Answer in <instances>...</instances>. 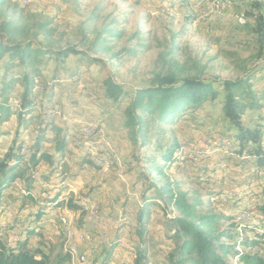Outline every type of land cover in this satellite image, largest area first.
I'll return each instance as SVG.
<instances>
[{"label":"rangeland","instance_id":"rangeland-1","mask_svg":"<svg viewBox=\"0 0 264 264\" xmlns=\"http://www.w3.org/2000/svg\"><path fill=\"white\" fill-rule=\"evenodd\" d=\"M4 11L18 25L52 20L50 36L41 33L35 37L38 29L29 30L27 39L35 47L58 51L71 46L82 53L65 59L43 55L34 94L46 109L44 119L53 120L61 129L57 138L48 130L42 142L41 150L50 152L54 165L43 163L34 169L22 162V174L32 176L28 182L32 185L23 182L24 176L5 190L0 201V247L45 254L51 264H78L73 262L71 247L86 256L83 264H137L143 247L137 235V214L148 200L146 259L148 264H166L179 242L173 238L170 218L179 213L154 199L157 193L150 185L146 160L162 155L176 140L182 144L176 152L181 161L168 164L164 175L152 173L151 179L159 185L176 183L191 201L200 202V216H223L216 234L230 230L235 236L221 237L220 243L237 244L236 252L264 258V241H250L256 235L260 238V233L249 227L239 229L237 223L243 210L259 212L264 178L253 162H243L239 156L219 161L224 151L215 144L227 135L220 102L224 90L219 85L216 98H208L174 124L159 129L149 121L146 146L132 142L124 127L125 109L135 90L150 86L159 73L198 75L205 80L253 76L250 83L256 105L248 107L242 118L246 125L262 130L264 143V32H258L264 24V0H8ZM2 21L0 18V27ZM5 39L0 29V40ZM7 59L0 63V74ZM22 69L15 68L19 73ZM111 78L129 94L118 101L108 100L104 82ZM2 126L9 134L0 136V152L23 140L28 159L30 144L42 129L37 116L20 122L12 114ZM89 127L96 132L87 137L84 131ZM62 136H66L67 159L65 165H58L61 153L56 145ZM185 142L205 153L207 146L206 157L200 158L206 162L184 160L188 158L182 150ZM203 142L209 144L199 145ZM86 156L102 168L95 171L87 164L80 170L76 162ZM63 172L67 173L64 181ZM44 176H51L52 183H46ZM28 186L34 187L31 195H27ZM213 188L225 193L210 196ZM59 193L77 202L78 209L64 203L50 209L46 200ZM235 196L241 199L228 203ZM40 207L45 208L46 216L33 221ZM97 215L105 216V223ZM63 218H69L71 224L64 225ZM242 240L250 245L238 246ZM108 253L110 261L104 263ZM225 258L228 264H243L233 254Z\"/></svg>","mask_w":264,"mask_h":264},{"label":"trees","instance_id":"trees-1","mask_svg":"<svg viewBox=\"0 0 264 264\" xmlns=\"http://www.w3.org/2000/svg\"><path fill=\"white\" fill-rule=\"evenodd\" d=\"M6 5H8V0H0V18L3 19L0 29L4 31V35L6 36L5 40H0V63L5 58H8L2 64L3 72L0 74V136L9 134V130H4L2 125L12 114H16L20 122H26L35 114L42 129L38 131L35 140L30 144L28 159L25 160L27 153L23 151V148L26 146L23 140H20L18 144L15 141L13 145L17 144L16 147L12 145L0 152V201L5 190L16 184L18 179L25 176L23 182L28 183L30 181L31 175L22 174L23 161H27L34 169L43 163H53L54 165L50 152L41 150L42 142L46 140L45 135L48 130L54 131V138H57L60 135L58 131L61 129L54 125L53 120L44 119L46 109L41 106L42 102H38L37 95L34 94L36 81L41 79L40 64L43 62V55L52 54L57 58L65 59L71 54L82 53L71 46L58 51H51L40 46L35 47L33 40L27 39L29 30L32 27L38 29L34 33L35 37L41 33L50 36L54 32V29L50 28L52 20L36 22L33 26L26 24L18 25L17 21L7 19V14L4 11ZM258 32H260V35L263 34L264 24L260 26ZM19 36L23 38L18 41H11V38L15 39L19 38ZM263 45L261 46L263 47ZM88 58L95 60V58L89 56ZM19 66L23 68L20 73L15 70ZM252 77L205 80L198 75L183 76L182 73L177 74L175 72L159 73L150 86L135 90L129 106L125 109L124 127L131 133L132 142L135 144L140 143V146H146L145 133L149 129V121H152L155 128L159 129L164 125L174 124L179 118L184 117L187 112L195 111V109L199 108L208 98H216L218 95L216 85H219L224 90V99L220 102L222 103L223 116L226 119L225 131L227 134L223 137V140H218L215 144V148H221L224 151L219 161L239 156L243 162H253L256 165V169L262 174L261 177L264 178V143L261 140L263 132L259 127L246 125L242 118L248 107L255 108L256 105L257 98L253 99L255 96L250 83ZM104 85V94L108 100L118 101L121 97L129 94L122 85L112 78L107 79ZM45 87H43V91L46 89ZM248 103H250V106L246 105ZM181 146L182 144L180 145L175 140L170 147L165 148L162 155L155 156L157 158L150 157L146 160L149 164L147 176L151 181V187H154L157 193L154 199L156 201L159 199L163 200L179 213L178 216L170 218L172 224L171 230L174 232L173 238L179 240V242L169 252L166 264H228L225 257L232 254L234 257H238L239 261L243 264H264V258L258 254L239 253L236 252L235 248L237 244L226 245L220 243L221 237L233 239L235 236L230 230L221 235L216 234L215 227L223 219V216H200L198 214L200 202L191 201L187 192L175 186L176 183L171 184L167 182L166 184L159 185L157 181L151 179L152 173L164 175L166 173L165 170L170 167L168 164L175 165L181 161L180 156H176V152L180 150ZM56 147L57 151L61 153L57 164H64L65 159H67L65 150L66 136L58 139ZM207 148L205 146V155L198 158L206 157ZM181 154L183 155L184 152L181 151ZM186 155L188 158L184 160L192 163L198 160V158H191L187 153ZM200 160L201 162H206L204 159ZM76 163L80 170H83L87 164H89L90 169H94L95 171L102 168L97 162L87 158V156L86 158H80ZM60 176L61 180L64 181L63 178L67 176V173L63 172ZM43 179L48 184L52 183L51 176H44ZM28 185L32 184L28 183ZM33 188V186L27 187V195H31L30 193ZM260 189L262 199L257 204L259 206L258 210L261 212V215H259L260 222L256 219L245 221L241 227L254 228V230H257V233H260V238L256 235L255 239L250 240H256L254 243L260 240L264 241V183ZM211 191L210 196H218L225 193L222 189L214 190L213 188ZM62 197L59 193L53 199L46 200V204H51L50 209H55L62 203L66 204L67 208L78 209L77 202H74L71 198ZM240 199L238 196H235L228 200V203H236ZM246 210L248 208L243 210L241 214ZM44 211L45 208L40 207L33 221L40 220L45 214ZM238 213L235 216H238ZM241 214L237 218V223ZM148 216L149 203L148 200H145L137 214V235L143 244L137 264H148V260L146 259L147 249L144 246ZM225 218L229 219L227 216H224ZM116 243L114 242L112 247H115ZM246 245H250V243L244 240L238 246ZM110 256V253L106 255L104 263L110 261ZM50 260V256L45 254L38 256L30 250L20 249L15 252V249L8 246L0 247V264H51Z\"/></svg>","mask_w":264,"mask_h":264},{"label":"bare ground","instance_id":"bare-ground-1","mask_svg":"<svg viewBox=\"0 0 264 264\" xmlns=\"http://www.w3.org/2000/svg\"><path fill=\"white\" fill-rule=\"evenodd\" d=\"M55 111L57 112V110L55 109ZM55 114V112H54ZM53 114V116H54ZM56 115V114H55ZM52 116V117H53ZM59 116V115H58ZM96 127V126H95ZM93 128V127H91ZM85 135L87 137L93 136L94 135V130H90V128H87V130L84 131ZM183 151H185L187 154H189V156H191V158H198V157H202L205 155L204 150L201 147H190L189 145L185 144L183 146ZM89 202V201H88ZM91 207V206H90ZM250 211L251 210H246L245 212H243L238 220V224H239V229H241V227L243 226V222L245 221H251L253 219L258 220V222H260V217L259 215L256 216H250ZM92 212H95L92 210ZM258 212V211H257ZM102 216V215H101ZM103 219H105V221L107 220L105 216H102ZM64 219V225L69 226L71 224L69 218H63ZM71 231H68V235L71 236L72 234L70 233ZM82 239L85 240V238L82 236ZM71 255L74 257L73 262L76 261L77 262V254L76 253H71Z\"/></svg>","mask_w":264,"mask_h":264},{"label":"built area","instance_id":"built-area-1","mask_svg":"<svg viewBox=\"0 0 264 264\" xmlns=\"http://www.w3.org/2000/svg\"><path fill=\"white\" fill-rule=\"evenodd\" d=\"M89 128H90V130H94V133L96 132V129L91 128V127H89ZM207 144H209V143L203 142V144H199V145L203 146V145H207ZM198 159H200V158H198ZM216 200H218V199H216ZM256 215H261V212H255V211L252 212V211H250V216H256ZM97 218L101 222L104 221V223H105V219H103L101 215H97ZM78 237L82 239V234H79ZM71 253H76L77 254V263L78 264H83V263L86 262V256L78 254L74 247H71Z\"/></svg>","mask_w":264,"mask_h":264},{"label":"crops","instance_id":"crops-1","mask_svg":"<svg viewBox=\"0 0 264 264\" xmlns=\"http://www.w3.org/2000/svg\"><path fill=\"white\" fill-rule=\"evenodd\" d=\"M9 189V188H8ZM25 192H26V190H25ZM6 192H4V194H5ZM4 196V195H3ZM3 198V197H2ZM2 200V199H1ZM44 216H46L45 214L42 216V218L44 217ZM41 219V218H40Z\"/></svg>","mask_w":264,"mask_h":264}]
</instances>
